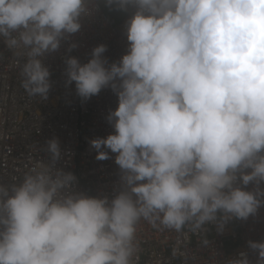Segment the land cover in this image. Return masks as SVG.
Here are the masks:
<instances>
[{"label": "clouds", "instance_id": "obj_1", "mask_svg": "<svg viewBox=\"0 0 264 264\" xmlns=\"http://www.w3.org/2000/svg\"><path fill=\"white\" fill-rule=\"evenodd\" d=\"M124 14L127 51L105 45L81 63L67 57V83L82 101L110 88L113 133L89 141L115 154L120 186L110 198L78 190L59 167V140L22 178L0 182V264H137V227L193 234L264 206V0H103ZM93 0H0V41L23 60L21 87L48 99L45 58L81 29ZM99 5V2H98ZM77 47L71 44L69 51ZM250 184L253 190H246ZM208 240L202 245L207 246ZM264 264V241H248ZM175 254V253H174ZM225 264H251L240 252Z\"/></svg>", "mask_w": 264, "mask_h": 264}, {"label": "built area", "instance_id": "obj_2", "mask_svg": "<svg viewBox=\"0 0 264 264\" xmlns=\"http://www.w3.org/2000/svg\"><path fill=\"white\" fill-rule=\"evenodd\" d=\"M99 1L93 0L89 5L95 11L81 20L80 31L62 41L60 49L45 58L52 84L46 101L27 95L21 87L23 60L0 41V182L9 184L20 179L37 160L47 159V154L37 149L56 138L64 154L58 166L77 177L78 190L111 198L119 188L121 171L114 162L115 154L109 153V159L99 161L89 144L92 139L113 133L106 118L109 111L117 108V96L102 89L99 94L107 93L106 99L98 94L97 99L93 96L82 101L76 94L75 83L69 85L65 75V58L75 57L86 63L99 45L106 46L104 55H117L111 62L126 54L125 21L130 13L124 14L121 24L112 26L101 12ZM71 44L77 47L69 51ZM254 187L250 184L246 190ZM207 229L200 234L187 228L183 233L159 231L141 221L137 227V264H225L242 251L248 253L251 264H256V254L248 248V241H264V206L247 220L233 218L223 233L218 234L214 224ZM205 239L209 241L207 246L202 245ZM232 241L238 242V246L227 252Z\"/></svg>", "mask_w": 264, "mask_h": 264}, {"label": "rangeland", "instance_id": "obj_3", "mask_svg": "<svg viewBox=\"0 0 264 264\" xmlns=\"http://www.w3.org/2000/svg\"><path fill=\"white\" fill-rule=\"evenodd\" d=\"M99 7L102 9V11L104 13H107L108 15H110V13L114 14V17L111 18V21H113L114 25L121 21L122 16H123V12L116 11V10H114V8L106 7L103 0L99 1ZM237 246H238V242H233V241L230 242L228 247H227V252L232 251Z\"/></svg>", "mask_w": 264, "mask_h": 264}, {"label": "bare ground", "instance_id": "obj_4", "mask_svg": "<svg viewBox=\"0 0 264 264\" xmlns=\"http://www.w3.org/2000/svg\"><path fill=\"white\" fill-rule=\"evenodd\" d=\"M100 9H101V8H100ZM101 10H102V9H101ZM104 57H105L109 62H111L113 59H116V58H117V55H115V54H109L108 56L104 55ZM105 89L108 90L107 93H110V92L112 91L110 88H105ZM107 93H105V94H99V96L102 97L103 99H106V97L108 96ZM94 98L97 99L98 96L96 95V96H94ZM76 117H78V116H76ZM9 163H10V160L7 159V161H5V164L8 165ZM3 169H4V168H3ZM3 169H1V170L3 171ZM230 256L232 257V256H234V254H230Z\"/></svg>", "mask_w": 264, "mask_h": 264}]
</instances>
